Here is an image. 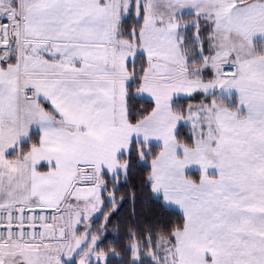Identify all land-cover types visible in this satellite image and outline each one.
<instances>
[{
	"label": "crops",
	"instance_id": "obj_1",
	"mask_svg": "<svg viewBox=\"0 0 264 264\" xmlns=\"http://www.w3.org/2000/svg\"><path fill=\"white\" fill-rule=\"evenodd\" d=\"M133 1L0 0L1 19L23 16L16 61L0 57V209L20 200L57 217L76 188L98 181L102 194L104 176L125 177L121 158L134 142L158 146L153 191L186 217L177 245L183 264H264V0H135L144 13L140 35L146 20L156 31L141 55L157 62L137 92L154 111L136 126L128 122L127 65L138 55L120 37ZM185 15L212 28V54L191 70L182 48ZM170 35L176 49H157L153 39ZM226 60L237 69L233 79L220 74ZM26 89L35 90L34 99L24 97ZM197 94L211 98L173 113V101ZM182 126L195 148L175 142ZM34 136L39 144L19 157ZM63 234L56 221L53 240ZM0 264L43 263L0 251Z\"/></svg>",
	"mask_w": 264,
	"mask_h": 264
},
{
	"label": "trees",
	"instance_id": "obj_2",
	"mask_svg": "<svg viewBox=\"0 0 264 264\" xmlns=\"http://www.w3.org/2000/svg\"><path fill=\"white\" fill-rule=\"evenodd\" d=\"M186 27V34L181 31L182 48L187 57L189 69L202 67L211 56V26L208 23L185 15L180 18ZM194 22L195 25L191 24ZM181 25V26H182ZM143 26V20L137 17L135 0L129 16L122 22L120 37L126 42H138ZM15 61L17 56H12ZM148 63L144 55H138L127 65L131 82L127 87L128 122L132 126L139 125L154 111V104L137 97L141 88ZM207 68L202 71L204 78H209ZM211 97L197 94L189 99H177L172 103V111L185 114L191 107L205 103ZM51 112L50 107L44 105ZM232 107L231 109H235ZM175 142L184 148H195V138L189 127H179L175 133ZM39 144V137L22 145V155ZM161 148L145 146L134 142L129 153L121 158L127 163L128 173L117 182L106 176V186L102 196L103 210L93 221L92 236L97 237L95 252L107 257L105 262L98 264H136L134 262V246H138L140 264H155L149 258L155 252H160L163 240L169 246L178 245V240L186 227V217L183 213L168 207L161 198L155 196L151 181L153 163L158 158ZM189 179L198 182L200 176L189 174ZM109 197L113 199L110 200ZM165 248L169 250L167 244ZM173 252V251H172ZM73 264H78L79 258Z\"/></svg>",
	"mask_w": 264,
	"mask_h": 264
},
{
	"label": "rangeland",
	"instance_id": "obj_3",
	"mask_svg": "<svg viewBox=\"0 0 264 264\" xmlns=\"http://www.w3.org/2000/svg\"><path fill=\"white\" fill-rule=\"evenodd\" d=\"M3 1L5 2V0ZM148 15L149 13H145V17H147ZM137 17L143 20L144 13L143 14L138 13ZM187 26L188 25L181 26V28L183 27L184 34H186ZM22 29H23V22L21 28V46L23 43ZM155 35H156V31L154 25L150 23L149 20H146L145 31L139 37L140 43L144 42L143 47H141L137 41L134 43L130 42L129 45L131 48H134L137 51V55H139L143 53L144 50L146 51L147 48L146 39L148 37H153ZM153 40L157 44L156 47L157 49H168V48L176 49L177 39L174 35L173 36L170 35L169 37H160L158 39H153ZM19 48H13L9 50L0 49V57L9 56V55L17 56V54L20 52L18 50ZM169 57H173V55L170 54ZM135 59L136 56L134 57V60ZM147 63L149 65L148 67L150 70L155 69L157 66V62L154 60L149 59ZM16 122L18 123L17 116H16ZM17 153H19V150L17 151ZM188 159L189 158H184L187 169L189 165ZM122 164L123 165L120 167V170L122 171L121 172L122 175L126 176L128 173V165L127 163H122ZM187 171H188L187 172L188 176L190 173H193L192 171L191 172H189V170ZM97 179L99 180V174H97ZM120 179L121 177H119V179H116L115 181L118 182ZM103 186H106L105 176L103 177ZM101 190L102 189L99 188L98 186V181H95L90 187L88 188L86 187L85 189L76 188L72 196L70 194L69 198L65 203V208L62 207L60 214L56 217V221L61 222V227H63L64 230V234L62 237H59L56 240H53L45 245L8 244L6 248H2L0 249V251L8 252L11 255H25L27 257L29 255L31 256V260L35 259V262L37 260H41L43 264H63V263L73 264L74 261H76V259L83 252L85 253L88 252L83 259L78 260V264H87V260H90V263L88 264H97L98 262L104 263L107 257L102 254H98L94 252L98 238L95 239V237L92 236L93 221L96 220L101 214L100 207L102 202L101 198L103 196V193L101 194ZM109 199L112 200L113 198L109 197ZM164 241L165 240H163L161 243L160 252L158 251L153 253L152 255L149 256V258L155 261V264H183V261L179 257L178 246L177 245L175 247L169 246L168 243ZM165 244H167L169 250L165 248ZM39 246H42V248H38ZM133 249H134V262L136 264H140L141 260L139 256L138 246H134Z\"/></svg>",
	"mask_w": 264,
	"mask_h": 264
},
{
	"label": "built area",
	"instance_id": "obj_4",
	"mask_svg": "<svg viewBox=\"0 0 264 264\" xmlns=\"http://www.w3.org/2000/svg\"><path fill=\"white\" fill-rule=\"evenodd\" d=\"M23 17L20 11L10 17L0 19V49L21 46ZM221 75L234 78L236 69L232 62L220 64ZM22 94L27 100L36 96L34 89H26ZM21 155V147L19 148ZM57 211L51 208H30L17 201L8 209H0V244H43L54 239Z\"/></svg>",
	"mask_w": 264,
	"mask_h": 264
}]
</instances>
